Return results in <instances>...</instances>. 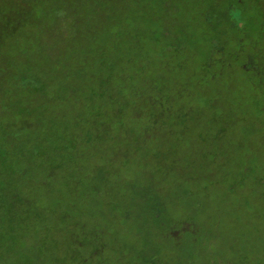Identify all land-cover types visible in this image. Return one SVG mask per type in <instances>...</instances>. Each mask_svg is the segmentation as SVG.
Returning a JSON list of instances; mask_svg holds the SVG:
<instances>
[{"label": "rangeland", "instance_id": "374dc122", "mask_svg": "<svg viewBox=\"0 0 264 264\" xmlns=\"http://www.w3.org/2000/svg\"><path fill=\"white\" fill-rule=\"evenodd\" d=\"M123 1L0 0V264H264V0Z\"/></svg>", "mask_w": 264, "mask_h": 264}, {"label": "trees", "instance_id": "16d2710c", "mask_svg": "<svg viewBox=\"0 0 264 264\" xmlns=\"http://www.w3.org/2000/svg\"><path fill=\"white\" fill-rule=\"evenodd\" d=\"M114 1L115 0H94L95 3L93 4V7H92L93 12L96 14V16H99L101 11L104 10L105 6L108 4H113ZM235 1H236L235 5H239L242 0H235ZM104 2H107L108 4H106ZM123 2H124L123 0H117V4L115 6L112 5L113 8L111 6L109 9L112 8V9H114V11L120 12V11H122V8H123V6H122ZM228 10L230 13V8H228ZM222 22H225V21H218V23L223 25ZM4 68L5 67H2V68L0 67V74H1L0 80H2L4 77V74L2 73L4 71L3 70ZM9 69H13V67L9 66ZM15 71H16V69H15ZM29 74L30 73L28 71L23 70L22 72L19 73V78L25 77V79H26L29 76ZM42 75L40 73H38L37 71H34L33 77H34V79L39 80L41 83L43 80ZM17 85H19V83H17ZM36 92H38V89L36 90ZM53 94H54L55 98L52 99V104L50 106L45 105L44 108L46 110L42 107L41 110L38 112V118L41 115H44V113H48V114L52 113L53 108L59 114H64L63 108H65L66 105H68V106L71 105L70 109H72L73 104H71L67 100V98L71 94V92H66V94H62V91H60L59 89H55L53 91ZM64 95H66V97H67L66 99H62V97ZM30 96H33V95H30ZM59 97H61V100L58 99ZM42 98H43V96H42ZM29 102H30V100H22L20 98H12V97L8 98L7 97V102L1 103L2 105L0 106V139L3 140V143L6 142L7 137H11V139L13 138V136L9 132L10 129L17 126L18 123H26L27 122L26 118L29 117V110H24V109H26L30 106ZM69 113H71V112H69ZM74 122L75 121H73V123ZM26 128H28V126H26Z\"/></svg>", "mask_w": 264, "mask_h": 264}]
</instances>
